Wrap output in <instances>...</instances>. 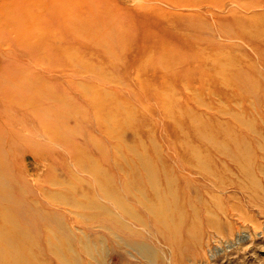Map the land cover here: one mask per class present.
Instances as JSON below:
<instances>
[{
    "label": "rangeland",
    "instance_id": "374dc122",
    "mask_svg": "<svg viewBox=\"0 0 264 264\" xmlns=\"http://www.w3.org/2000/svg\"><path fill=\"white\" fill-rule=\"evenodd\" d=\"M260 37L264 0H0V220L19 225L5 232L25 234L36 264H264ZM13 93L44 98L29 107ZM100 104L115 125L94 122ZM196 118L241 135L242 176L230 170L218 185L180 168L178 134ZM165 162L183 193L169 228L144 208L118 229L93 218L99 208L67 205L84 201L70 187L144 182Z\"/></svg>",
    "mask_w": 264,
    "mask_h": 264
},
{
    "label": "bare ground",
    "instance_id": "6f19581e",
    "mask_svg": "<svg viewBox=\"0 0 264 264\" xmlns=\"http://www.w3.org/2000/svg\"><path fill=\"white\" fill-rule=\"evenodd\" d=\"M245 33H250L249 36L251 38L259 37L256 32L253 31ZM260 38L263 39L264 37ZM248 83L249 86H251V82L248 81V78L246 77L245 82L242 83V88H244ZM35 94L33 93L32 96L23 98L16 93H13L11 94L13 96H10L11 98H9L14 100V104L18 102V104H27L29 107L36 105L34 107L38 108L40 107L39 103L42 101L44 96L41 94L35 96ZM104 107L106 106L102 104L94 106V122L99 127L101 126V129L102 126L105 127L108 122H111L114 125L116 123L113 117V112L110 110L104 111ZM66 116H68V114H65L64 119H62L65 124L67 121L65 118ZM229 116L231 117L230 120L232 123L237 122V124H240L239 120L233 114H229ZM59 119H55L57 122L54 124H56V127L58 126V129L61 128L63 132V129H65L63 126L65 124H58ZM109 119H112V121ZM193 122L194 124L192 127L188 126L186 129L183 128V130H181L182 132L178 134L181 139L186 140L182 143L184 151L181 155L180 168L185 170H200L206 178L211 176L212 178H215V182H217L218 185L224 182L226 183V176L230 170H236L238 174L242 176V145L244 144L240 142L241 135L238 136L232 133L233 131L228 127L226 120L221 121L220 119L217 120V122L215 120L208 122L202 118H196ZM213 122H216V135L213 133L211 134L210 131L211 129L209 124L211 123L212 125ZM113 127L108 128L110 133H113L112 136H114L116 129H113ZM119 128L120 127H118V129ZM122 128L125 127L122 126ZM52 130L53 128L48 130V134H51ZM186 135H191V137L194 136L195 139H197V143H193L185 138ZM11 138L18 141L20 139H25L20 133L16 132L11 135ZM223 138H227L223 141L225 143L221 142ZM58 140L68 141V138L66 135H61L58 136ZM87 147L89 148V146ZM231 149L235 150H233V154ZM1 153L2 147L0 148V155ZM79 164L81 168L85 169L86 164L83 161ZM164 167L165 168L162 170L160 169L158 173H155L152 170L143 171L146 172L143 174L145 177L144 182H141L142 180L140 181L139 174H134L133 179L128 182H123L121 185H115L114 183L99 180L98 182L100 184L97 182L96 185L90 188H84L80 185L70 187L68 188V195L70 197H83L84 201L79 204L75 202V204L67 203V205L77 209L99 208L103 211V213L100 215H93V218H97V221L104 226L108 225L112 228L118 227V229L121 228L120 224L124 223V217L132 221H143L139 215L137 216V214H135V212L144 208L142 211H144L146 216L152 219L156 225L169 228L171 225H174L177 216L180 214L182 205L177 201V192L179 191V188L174 187L167 162H165ZM4 169L5 167L0 165V175H3ZM92 172L96 175L95 171ZM158 179H160V183L157 182ZM180 191L182 193V190ZM0 194H3L1 187ZM99 199H102L103 201H99ZM4 213H6V207L0 204V214L4 215ZM140 213L142 214V212ZM4 225L10 226L13 230L19 228V225H17L13 217H6L4 220H0V264H36V259H34L31 251L28 250L30 244L25 241V234H20L16 231L8 234L5 232V229H3L6 227Z\"/></svg>",
    "mask_w": 264,
    "mask_h": 264
}]
</instances>
